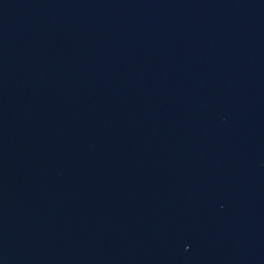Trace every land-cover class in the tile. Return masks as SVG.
<instances>
[{"label":"water","instance_id":"obj_1","mask_svg":"<svg viewBox=\"0 0 264 264\" xmlns=\"http://www.w3.org/2000/svg\"><path fill=\"white\" fill-rule=\"evenodd\" d=\"M0 264H264V0H0Z\"/></svg>","mask_w":264,"mask_h":264}]
</instances>
